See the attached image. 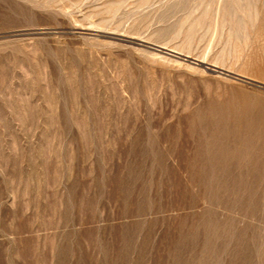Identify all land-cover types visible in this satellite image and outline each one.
Instances as JSON below:
<instances>
[{"label":"rangeland","instance_id":"374dc122","mask_svg":"<svg viewBox=\"0 0 264 264\" xmlns=\"http://www.w3.org/2000/svg\"><path fill=\"white\" fill-rule=\"evenodd\" d=\"M0 264H264V0H0Z\"/></svg>","mask_w":264,"mask_h":264}]
</instances>
